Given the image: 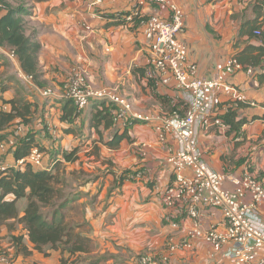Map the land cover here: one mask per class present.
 <instances>
[{
    "label": "crops",
    "instance_id": "0c3cea01",
    "mask_svg": "<svg viewBox=\"0 0 264 264\" xmlns=\"http://www.w3.org/2000/svg\"><path fill=\"white\" fill-rule=\"evenodd\" d=\"M171 1L184 13L185 32L180 38L186 44L188 62L197 66L198 76L213 77L226 60L234 57L243 67L227 81L232 90L220 95L211 120L205 127L197 126L202 160L216 173L238 177L247 171L264 183V0ZM133 6L134 0H103L97 6L92 0L25 1L23 9L29 10L23 17L25 35L40 46L38 76L31 83L16 77L21 70L19 62L6 56L10 49L2 47L0 105L9 112L11 105L7 102L17 100L29 107L30 114L26 116L27 124L16 119L1 130L0 139L9 138L23 126L26 131H20L18 137L33 134V147L44 153L43 162L54 159L50 164L55 165L52 173L58 178L64 175L70 182L65 195L68 200L58 210L57 218L67 222L66 216L70 217L75 234L85 241L84 249L45 247L49 250L38 252L24 226L8 220L0 224V249L7 251L15 264H130L143 254L167 258L159 264H228L220 256L211 255L203 241H190V249L177 247L189 237L193 226L185 213L162 202L165 189L174 180L167 164L170 154L177 151L172 137L160 141L155 125L132 122L127 126V137L117 148L109 149L104 143L116 131L125 130L121 122L106 128L102 118L93 120L102 110L97 102L82 110L76 108L74 118L61 119L66 109L73 108L71 104L66 106L62 84L74 72H82L92 88L110 89L127 99L134 112L159 119L173 113L185 115L183 93L171 75L153 70L141 33L114 25L109 19ZM141 12L144 16L167 14L165 9L151 6L142 7ZM94 13L100 18H94ZM84 25L92 30L85 31ZM253 28L261 31L259 37L254 36ZM245 67L253 68L251 75ZM13 70L17 81L11 77ZM42 89H51L52 96L42 97ZM237 95H243L245 101L237 102ZM103 105L107 109V104ZM34 112L36 116L31 118ZM230 113L236 126L231 130L222 120ZM216 119L225 128L216 125ZM240 120L245 122L239 125ZM56 130L59 135H53ZM251 142L259 144L255 150L260 153V161L249 167L246 152ZM74 148L75 160L65 162L62 154ZM16 161L14 153L0 157V173ZM123 171H132L136 177L118 181ZM226 186L233 188L231 184ZM6 199L12 200L13 196ZM16 205L21 218L26 200H18ZM197 209L203 230L223 228L220 210L203 206ZM172 214L179 224L177 229L167 221ZM13 222L18 224L12 226ZM17 238H21L19 246L14 241Z\"/></svg>",
    "mask_w": 264,
    "mask_h": 264
},
{
    "label": "built area",
    "instance_id": "2783aa9c",
    "mask_svg": "<svg viewBox=\"0 0 264 264\" xmlns=\"http://www.w3.org/2000/svg\"><path fill=\"white\" fill-rule=\"evenodd\" d=\"M102 2L103 0H92L94 6ZM144 6L160 7L167 14L144 16L141 12ZM2 13L0 6V17ZM93 16L100 18L98 13ZM114 16L115 19L122 18L126 22L131 21L134 16L138 17L137 30L147 43L150 65L155 72L174 78L176 87L183 93L188 106L185 115L173 113L159 119L134 112L130 102L113 90L92 88L82 72H74L64 81V98L72 101L78 110L84 109L92 101H105L113 106L114 122H121L122 127L132 122L153 124L159 132L160 141H164L165 136L176 141L177 151L167 158L174 180L165 189L162 202L166 207L175 208L178 213H185L192 220L193 226L189 237L177 247L190 249V241L200 240L210 247L211 255L220 256L228 264H264V183L247 171L234 177L210 170L202 160L198 148L197 126L205 127L208 120H211L220 95L232 90L227 81L243 67L235 58H230L213 77L198 76L197 66L188 62L187 47L180 38L185 32L184 13L171 0H134L130 15H119L117 12ZM261 23L264 24V14ZM83 27L85 31L92 30L87 25ZM260 35V30L254 31V36ZM2 53L3 48L0 46V54ZM5 55L13 61L16 59L11 51ZM244 70L249 75L253 72L251 67H245ZM16 77L27 83L33 80L21 70L16 72ZM52 94L51 89L40 90V95L44 98H50ZM243 101L245 97L237 95V102ZM4 111L5 107L0 105V113ZM214 122L225 128L219 119ZM20 131L21 129H17L8 140H0V157L14 152ZM43 157L44 153L33 147L25 158L17 160L11 168L22 171L29 165L40 171L49 170L51 165L45 164ZM227 184H231L233 188H227ZM199 206L220 210L223 228L203 230L198 223ZM167 221L172 228H178L174 214ZM166 260L164 256L143 254L134 257L130 264H159ZM0 264L15 262L8 253L0 249Z\"/></svg>",
    "mask_w": 264,
    "mask_h": 264
},
{
    "label": "trees",
    "instance_id": "16d2710c",
    "mask_svg": "<svg viewBox=\"0 0 264 264\" xmlns=\"http://www.w3.org/2000/svg\"><path fill=\"white\" fill-rule=\"evenodd\" d=\"M0 6L3 12L6 13L0 17V46L9 48L15 58H17L21 71L31 76L35 81L38 76L37 55L40 46L31 36L25 35L23 17L27 14V10L22 7H12L9 4V0H0ZM114 15L109 17V19L113 20L114 25L123 26L130 30L137 29L138 17L134 16L131 21L126 22L122 18L118 19L116 17V20ZM119 15H130V11H121ZM66 102V106L71 104L73 108L66 109V115L61 117L62 120L74 118L77 114V109L72 101L66 100ZM96 102L102 110L97 111L98 113L93 120L102 118L106 122V128L113 126L114 117L112 111L114 108L112 105L105 101ZM7 103L11 105V110L0 113V131L16 119L20 120L19 123L27 124L26 116L30 114L29 107L17 100ZM103 104H107V109ZM187 109L188 106L185 104V113ZM234 118L233 113L222 117L226 127L227 125L230 126V130L236 128ZM244 122V120H240L237 124L241 125ZM122 129L125 130L123 133L116 131L113 138L104 143L107 148H117L120 142L127 137V126ZM33 137V134H27L22 138H17L13 152L15 160L25 158L29 154L34 145ZM76 152V148L69 152H64L62 158L65 162L74 161L75 158L73 156ZM53 160L50 159L49 165ZM54 167L55 165L46 171H35L31 166L27 165L22 171L11 168L5 169L0 173V224L8 220H16L21 223L27 232L33 249L38 252H43L45 247L57 249L60 246L64 249L68 246L67 249L69 251L84 249L85 241L79 235H76L74 229L64 222V218H57L58 210L64 208L68 199L65 195L62 197L61 191L56 188V183L59 184V178L51 171ZM135 177L136 175L132 171H123L119 174L118 181L123 179L133 180ZM8 196H13V199L7 200ZM21 199L26 200V207L23 216L18 218L16 204ZM47 208L53 209L49 220L42 213ZM14 241L19 246L21 238L14 239Z\"/></svg>",
    "mask_w": 264,
    "mask_h": 264
},
{
    "label": "rangeland",
    "instance_id": "374dc122",
    "mask_svg": "<svg viewBox=\"0 0 264 264\" xmlns=\"http://www.w3.org/2000/svg\"><path fill=\"white\" fill-rule=\"evenodd\" d=\"M25 1H27V0H10V3H11V5L13 6V7H24L25 6ZM25 9V8H24ZM27 10V12L29 11L28 10V8L26 9ZM15 75H14V70H13V72L11 73V77H12V79L14 80H16V78L14 77ZM17 81V80H16ZM33 116H36V112H34V115H31V118H34ZM29 121V120H28ZM28 128V127H27ZM13 130V129H12ZM16 131V130H15ZM15 131H13L11 134H10V136H9V138H7V139H0V140H8V139H10L11 137H13V135H14V133H15ZM26 130L24 129V127L22 126V130H21V132H25ZM51 131H54V129L52 128V130ZM57 131V133H53V135H59L58 134V130H56ZM51 136H52V134H51ZM58 137L59 136H55V139H57L58 140ZM19 138V137H18ZM259 144H258V142H251V145L250 146H248L247 147V152H246V158L249 160V162H248V164H249V167H251L252 165H258V163H259V161H260V153H259V151L258 150H255V148L258 146ZM251 163V164H250ZM247 170H249V168L247 167L246 168ZM257 178V177H256ZM258 179V178H257ZM59 184L58 183H56V188L59 190V191H61V196L63 197V195H66L67 194V192H68V190H69V188H70V182L68 181V179H66L65 178V176L64 175H62V176H59ZM259 180V179H258ZM262 182V181H261ZM61 201V200H60ZM58 203H59V201H58ZM53 211V209L52 208H47V209H44L43 211H42V213H43V215L45 216V218L47 219V220H49L50 219V214H51V212ZM67 217V222H65V223H67V225L70 227V228H72V229H74V231H75V225L73 224V222L70 220V217H68V216H66ZM71 217H73L72 216V214H71ZM74 217H76V216H74ZM66 221V220H65ZM18 223H16V222H13L11 225L13 226V225H17ZM61 248H63L62 246H60ZM47 250H49L48 248H43V251H47ZM6 253H8L7 251H5Z\"/></svg>",
    "mask_w": 264,
    "mask_h": 264
}]
</instances>
